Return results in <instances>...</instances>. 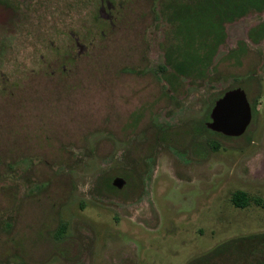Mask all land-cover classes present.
I'll list each match as a JSON object with an SVG mask.
<instances>
[{
    "label": "rangeland",
    "instance_id": "obj_1",
    "mask_svg": "<svg viewBox=\"0 0 264 264\" xmlns=\"http://www.w3.org/2000/svg\"><path fill=\"white\" fill-rule=\"evenodd\" d=\"M110 1L0 0V264H234L264 233V1ZM232 86L238 137L205 126Z\"/></svg>",
    "mask_w": 264,
    "mask_h": 264
},
{
    "label": "water",
    "instance_id": "obj_2",
    "mask_svg": "<svg viewBox=\"0 0 264 264\" xmlns=\"http://www.w3.org/2000/svg\"><path fill=\"white\" fill-rule=\"evenodd\" d=\"M99 17L106 18L101 9ZM78 46L81 47L80 44ZM81 50L78 51V54ZM252 119V108L245 90L236 86L225 90L221 96L214 100L209 111V120L205 126L225 136L238 137L244 134ZM126 183L122 176H114L111 185L121 189Z\"/></svg>",
    "mask_w": 264,
    "mask_h": 264
},
{
    "label": "trees",
    "instance_id": "obj_3",
    "mask_svg": "<svg viewBox=\"0 0 264 264\" xmlns=\"http://www.w3.org/2000/svg\"><path fill=\"white\" fill-rule=\"evenodd\" d=\"M224 2L223 0L221 1L220 0H207V6L208 8L210 6L214 7L216 11H219L222 14L223 12L221 11L220 6L227 7L231 3V0H226V4H224ZM232 2H233V5H235L236 0H232ZM178 7H180L179 9L180 13L184 15L183 17L181 15L180 22L184 23V22L191 21L190 19H187V17H185V13H187L188 11L185 8V6L178 4ZM230 88H233V86L224 89V91ZM224 91L220 92L218 95L212 98L210 108L213 105L214 100L218 98L219 96H221ZM250 104L252 108V113H254L256 110V105L254 103H250ZM105 186L108 187L109 189H114L108 181L105 182ZM231 201L237 207H245L249 204L248 202L249 198L246 192H243L241 190L235 191L232 194ZM63 231H64V227L60 225L57 229L58 235L62 234ZM228 246H232L234 251L236 252H239V251L242 252L241 255L233 254L234 264L237 262L238 259H240L239 264H264V233H257V234H252L246 237H240V238L234 239L233 241L226 242L223 245L217 246L215 250L216 252L220 253L223 250H225Z\"/></svg>",
    "mask_w": 264,
    "mask_h": 264
},
{
    "label": "flooded vegetation",
    "instance_id": "obj_4",
    "mask_svg": "<svg viewBox=\"0 0 264 264\" xmlns=\"http://www.w3.org/2000/svg\"><path fill=\"white\" fill-rule=\"evenodd\" d=\"M115 7L114 3L111 2L110 0H100V6L99 9H101L103 15L106 17L105 20L109 21L110 24H112V20H111V12L113 10V8ZM76 46L79 47V51L84 49V45L79 41V39L77 38V36L74 38ZM78 44L81 45L78 46ZM206 123V122H205Z\"/></svg>",
    "mask_w": 264,
    "mask_h": 264
}]
</instances>
